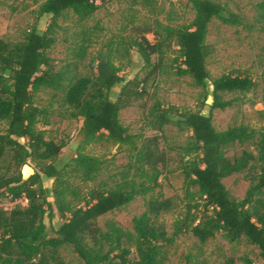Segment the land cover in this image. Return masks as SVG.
Here are the masks:
<instances>
[{"label": "trees", "instance_id": "16d2710c", "mask_svg": "<svg viewBox=\"0 0 264 264\" xmlns=\"http://www.w3.org/2000/svg\"><path fill=\"white\" fill-rule=\"evenodd\" d=\"M112 1L46 0L39 8L41 17L50 18L45 31L34 28L16 43L0 36V122L6 123V129L0 130V202L8 199L13 203L9 211L0 208V264H65L61 249L66 245L73 248L84 264H168V248L186 233L203 244L218 234H224L230 242L244 239L259 250L264 262V129L239 126L218 131L212 117L202 112L174 115L160 106L152 109L155 130L162 131L164 126L175 124L191 131L183 150L186 156L195 155L197 159L185 169L186 196L190 200L172 234L161 217L176 209L173 198L150 199L145 212L133 220L137 259H132L130 250L122 247V233L104 232L98 220L133 202L138 190L131 185L108 191L93 189L80 198L77 188L65 178L67 168L57 166L66 143L47 140L38 127L45 112L36 106L35 95L42 88L60 92L65 106L81 120L78 137L82 144L102 138L120 145L136 143L119 115L133 102L145 98V81L138 77L124 80L115 65L113 49L101 51L95 61L96 73L85 77L58 69L48 55L57 41L58 21L66 12L72 11L83 22L93 17L101 4ZM189 2L195 12L189 25L165 28V38L156 43L144 35L137 37L132 39L131 47L147 68H156L162 64L166 48L175 41L182 65L178 67L180 74L190 76L206 91L210 81L207 60L214 53L207 42L210 23L216 19L239 27L243 22L211 0ZM260 8L264 10V3ZM154 56L158 63L153 62ZM211 83L210 113L233 106L232 100H225L226 95L246 94L257 87L250 76L240 74H223ZM237 144L250 145L255 150L244 151L239 158H228L226 150ZM137 152L150 167L167 164L157 137L142 140ZM29 163L36 168L24 177L23 169ZM103 166L102 160L78 153L69 165V172L83 183H92ZM244 173L251 185L243 199L236 200L223 181ZM44 177L54 180L52 189L43 186ZM193 188L205 200L198 215L191 200ZM25 200L26 204L22 202ZM56 214L61 223L50 234L45 218L53 221ZM226 264H234L233 259Z\"/></svg>", "mask_w": 264, "mask_h": 264}, {"label": "rangeland", "instance_id": "374dc122", "mask_svg": "<svg viewBox=\"0 0 264 264\" xmlns=\"http://www.w3.org/2000/svg\"><path fill=\"white\" fill-rule=\"evenodd\" d=\"M45 1L0 0V36L10 43H16L34 28L45 31L50 18L39 14V8ZM211 1L238 15L243 25L228 26L216 19L210 23L207 42L214 48V53L207 60L210 81L206 91L197 86L190 76L180 74L178 67L182 65L178 60L179 49L175 41L168 43L170 47L166 48L162 64L156 68H147L137 50L131 47L132 39L137 37L144 35L156 43L165 38V28L189 25L195 17L189 0H114L101 4L95 15L83 22L72 11L66 12L58 21L56 44L48 51L58 69H68L72 74L85 77L96 73L95 61L99 53L113 49L120 76L124 80L138 77L145 81V98L133 102L119 115L121 124L134 136L135 144L120 145L102 138L84 145L78 137L81 120L76 119L65 106L63 95L45 88L35 95L36 106L45 112L38 127L47 140L66 143L56 164L60 168H67L65 178L77 188L80 198L86 197L93 189L108 191L131 185L138 190L139 194L133 202L98 220L104 232L113 235L122 233V247L130 250L132 259L138 258L133 220L145 212L150 199H175L176 209L161 217L169 234L174 232L177 222L184 217L190 200L186 196L184 172L197 159L195 155L186 156L183 150L191 131L180 129L175 124L164 126L162 131L155 130L152 109L160 106L174 115L202 112L212 117L218 131L239 126L264 129V10L260 8L264 0ZM153 62L158 63L156 56ZM223 74L250 76L257 87L246 94L226 95L225 100H232L233 106L210 113L209 106L213 103L211 81ZM5 129L6 123L0 122V130ZM152 137L158 138L159 150L167 156L165 166L150 167L137 152L141 141ZM254 150L253 146L237 144L228 148L226 155L234 159L244 151ZM78 153L103 161L102 172L96 181L83 183L69 172V165ZM35 168L34 163H29L23 169L24 177L32 174ZM53 183V179L43 178L46 189H52ZM223 184L233 198L242 200L251 180L244 173L225 179ZM191 195L194 196L192 204L197 206L194 212L198 215L205 200L195 188ZM70 200L79 203V200ZM49 201L53 202V199L49 198ZM0 208L9 211L13 203L2 199ZM60 223L58 214L53 221L45 218L50 234ZM61 256L65 264H84L69 245L61 249ZM229 259H233L234 264H264L256 247L244 239L230 242L224 234H218L203 244L186 233L167 250L168 264H226Z\"/></svg>", "mask_w": 264, "mask_h": 264}, {"label": "built area", "instance_id": "2783aa9c", "mask_svg": "<svg viewBox=\"0 0 264 264\" xmlns=\"http://www.w3.org/2000/svg\"><path fill=\"white\" fill-rule=\"evenodd\" d=\"M23 203H24V204H26V200H25V201H23Z\"/></svg>", "mask_w": 264, "mask_h": 264}]
</instances>
